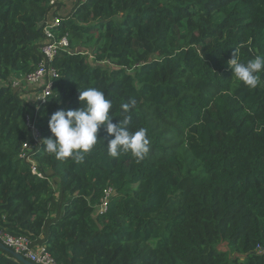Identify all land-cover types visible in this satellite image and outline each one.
<instances>
[{
  "label": "trees",
  "instance_id": "trees-1",
  "mask_svg": "<svg viewBox=\"0 0 264 264\" xmlns=\"http://www.w3.org/2000/svg\"><path fill=\"white\" fill-rule=\"evenodd\" d=\"M48 3L0 0V229L55 264H264V74L251 89L227 63L234 49L264 56V0H75L35 110L33 88L12 82L42 60ZM87 87L111 99L114 124L135 100L129 128L147 129L149 152L111 157L101 125L82 161L33 147L32 174L26 117L47 138ZM0 264L21 263L0 250Z\"/></svg>",
  "mask_w": 264,
  "mask_h": 264
},
{
  "label": "clouds",
  "instance_id": "clouds-1",
  "mask_svg": "<svg viewBox=\"0 0 264 264\" xmlns=\"http://www.w3.org/2000/svg\"><path fill=\"white\" fill-rule=\"evenodd\" d=\"M232 75L248 88L258 87L261 74H264V56L257 55L247 62H241L236 50L233 57L227 62ZM81 106L75 110H57L48 120L51 136L42 138L43 149L54 154L57 158L75 157L82 161L85 153L96 145L97 132L104 125L108 134L114 138L106 144L108 154L116 158L121 153H131L137 159H143L149 152L150 141L147 129L140 127L129 128L132 116L131 111L135 100L121 104V118L113 123L111 109L113 103L105 92L95 87L79 89Z\"/></svg>",
  "mask_w": 264,
  "mask_h": 264
},
{
  "label": "built area",
  "instance_id": "built-area-1",
  "mask_svg": "<svg viewBox=\"0 0 264 264\" xmlns=\"http://www.w3.org/2000/svg\"><path fill=\"white\" fill-rule=\"evenodd\" d=\"M63 1L64 0H49L48 5L55 10ZM61 21V18L58 16H49L42 23L41 32L43 41L40 46L42 60L32 72L12 82V87L14 88H18L22 83L28 88H33L30 93L23 95V99L34 105L35 110H38L42 105L46 104L47 98L50 97L52 93L53 82L58 78L57 71L52 67L53 61L56 59L60 50H68V40L66 37H57ZM26 126L31 132L34 143L33 145L27 143L23 144L19 153V158L26 162H30L32 164V174L41 177V175L37 173L36 167L32 163V158L30 156L33 147L41 144V136L38 128L28 117H26ZM110 193V189L104 192V198L101 200V205L97 211L103 212L105 210ZM0 244L18 253L32 264H55L44 247L32 245V242L26 237L13 236L0 229Z\"/></svg>",
  "mask_w": 264,
  "mask_h": 264
},
{
  "label": "rangeland",
  "instance_id": "rangeland-1",
  "mask_svg": "<svg viewBox=\"0 0 264 264\" xmlns=\"http://www.w3.org/2000/svg\"><path fill=\"white\" fill-rule=\"evenodd\" d=\"M75 4V0H64L60 6H58L55 15L59 18L66 16L71 12ZM61 15V16H60ZM225 249L222 247V250Z\"/></svg>",
  "mask_w": 264,
  "mask_h": 264
},
{
  "label": "water",
  "instance_id": "water-1",
  "mask_svg": "<svg viewBox=\"0 0 264 264\" xmlns=\"http://www.w3.org/2000/svg\"><path fill=\"white\" fill-rule=\"evenodd\" d=\"M0 250L8 254L9 256H11L16 262H19L21 264H32L26 259H24L22 256H20L18 253L9 250L8 248H6L5 246L1 244H0Z\"/></svg>",
  "mask_w": 264,
  "mask_h": 264
}]
</instances>
